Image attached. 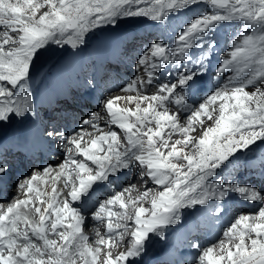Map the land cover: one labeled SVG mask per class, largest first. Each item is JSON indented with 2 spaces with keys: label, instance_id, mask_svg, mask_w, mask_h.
Returning a JSON list of instances; mask_svg holds the SVG:
<instances>
[{
  "label": "snow or ice",
  "instance_id": "1",
  "mask_svg": "<svg viewBox=\"0 0 264 264\" xmlns=\"http://www.w3.org/2000/svg\"><path fill=\"white\" fill-rule=\"evenodd\" d=\"M200 5L208 10L174 24ZM131 18L170 30L171 43L159 38L138 57L146 79L121 89L135 95L104 102L107 131L100 113L82 121L92 131H47L63 162L33 170L17 181L23 198L0 202V264H140L152 237L165 239L185 210L210 216L233 195L255 211L234 216L210 246L194 244V264H264V189L223 179L241 154L264 143V0H0V125L34 114L27 82L50 45L75 50L90 33ZM233 22L244 31L216 69L232 75L198 105L186 102L204 69L191 51L214 47L210 36ZM204 118L212 123L205 127ZM137 166L135 181L108 191L113 178ZM8 171L0 162V179ZM89 210L92 243L84 234Z\"/></svg>",
  "mask_w": 264,
  "mask_h": 264
},
{
  "label": "rangeland",
  "instance_id": "2",
  "mask_svg": "<svg viewBox=\"0 0 264 264\" xmlns=\"http://www.w3.org/2000/svg\"><path fill=\"white\" fill-rule=\"evenodd\" d=\"M208 9L206 8V6H204V5H200V6H197V7H195L193 10H191V11H187L188 12V17L185 19V20H187V19H189V18H191V17H193V16H195V15H197L198 13H201V12H204V11H207ZM145 22H150V21H147V20H144L143 18H131V19H123V20H121L120 22H119V24H118V26L117 27H115V28H113V27H106V28H102V29H98V30H96L94 33H90L89 34V36H88V38L90 39H92V38H94L95 36H97V35H99V36H102L104 33H101L102 31L103 32H118V31H121V30H123V29H131V28H135L136 26H138V25H141V24H144ZM239 26L241 25L240 23L238 24ZM238 26V29H237V33L235 34V37H239L240 36V34L242 33V29L240 28ZM130 32H132L134 35H137L138 36V39H136V40H142V38L144 37V29L142 28V27H137L136 29H134V30H132V31H130ZM124 34H125V32H124ZM123 35V34H122ZM92 36V37H91ZM98 36V37H99ZM98 37H96V39L98 38ZM171 37H172V32L169 30V31H167L166 32V34L165 35H163L162 36V38H163V40L166 42V43H171ZM87 38V39H88ZM149 37H147V38H143V41H144V45L143 46H141L140 47V55H142L143 54V52H144V50H145V48L151 43V42H153V41H156V39H148ZM95 39V40H96ZM88 41V40H87ZM131 41H133V40H131ZM139 42H141V41H139ZM232 46H230L229 48H226V51L225 52H223V53H221V57H222V59H224L225 57H226V53L230 50V48H231ZM63 50H69V51H71L72 50V48L70 47V46H56V45H50L49 46V48H48V50L45 52V54L44 55H42L34 64H33V66H32V69H31V74L33 73H37V64L39 65L40 64V62H42L43 61V59H45L46 57H48V56H53L54 54L53 53H58V52H62ZM69 51H68V55H69ZM199 55H200V51H199V49H193L192 51H191V56H192V60L193 61H196L198 58H199ZM70 56V55H69ZM105 56H108V55H105ZM99 58V57H98ZM137 61V60H136ZM99 63L101 64V67L103 66V64H102V62L101 61H99ZM96 64H97V62H96ZM136 65V62L134 63V66ZM134 66H131V72L134 74V79H137L138 77H140V78H145L146 79V76L144 75V73H143V70L142 69H140V70H138V73H137V71H136V68H137V65L135 66V69H134ZM133 67V68H132ZM113 69H115V68H113ZM138 69V68H137ZM136 73V74H135ZM165 78V75L164 74H161V80H163ZM36 79V76H34L33 77V80H35ZM221 87V86H220ZM146 88H149V87H146ZM153 88V87H152ZM151 88V89H152ZM29 89V88H28ZM216 90V89H215ZM215 90H213V91H215ZM253 89L251 88V87H249L248 88V91L249 92H251ZM113 91H115V92H123V91H121L120 89H118V90H113ZM154 92V91H153ZM152 92V93H153ZM212 91H210V92H207V93H203V95H200L199 96V101L198 102H196L195 104L196 105H198V103L206 96V95H208V94H210ZM123 93H125V92H123ZM111 94V93H110ZM109 94V95H110ZM130 94H134L135 95V93H130ZM146 94H151V92H148L147 91V93ZM108 95V96H109ZM108 96H106L105 97V99L102 101V103H101V105H103V103H104V101L107 99V97ZM101 107V106H100ZM104 116L106 117V114H105V111H104ZM107 118V117H106ZM205 119V127L206 126H209L212 122L211 121H207V119L206 118H204ZM99 124L101 125V126H103L104 127V130L106 131V130H108L107 128H108V126H106L107 125V123H102L101 122V119L99 120ZM181 124H186V120L184 119V116H183V114H182V116H181ZM106 126V127H105ZM197 127V129H198V131L196 132V133H193L192 135H194V136H199L200 135V131H199V128H200V126L199 125H197L196 126ZM80 131V130H79ZM117 131L119 132V130L117 129ZM72 135L74 134L73 132L71 133ZM70 134V135H71ZM121 135H123L122 133H121ZM175 138H178V137H175L174 136V139ZM33 168V166H30V167H28V169H27V171L26 172H24V173H22L21 172V174L20 175H18L17 176V179H21L20 177H22L23 175V177H25V176H30L31 174H32V172H33V170H35V169H37V168H35V169H32ZM235 173H237V174H241V173H243V172H235ZM135 175L132 177V178H130V179H128V181L126 182V184H128L130 181H134L135 180ZM16 184H17V182H16ZM14 186H16V185H14ZM125 186V185H124ZM137 187L139 188V184H137ZM149 187H155L154 185H152L150 182H149ZM123 188V187H122ZM122 188H120V189H122ZM9 196H11V195H9ZM14 195H12V197H13ZM241 202L243 203V200H241ZM245 202V201H244ZM248 203V202H247ZM233 207H235V206H232L231 208H233ZM255 209H256V205H255V207H253V208H251V209H248V208H243L241 211H235L234 213H232V216H231V218H230V221L233 219V217L234 216H236V215H238L239 213H241V212H245V213H249V214H251V213H253L254 211H255ZM88 218L91 220V212L88 214ZM92 225H94V224H92V223H89L88 225H86V227L87 228H89L90 226H92ZM198 225H199V229L200 230H206V227L205 226H203V225H201L200 223H198ZM228 226V225H227ZM103 230H105L104 229V227H102L101 229H100V231H101V233H104V231ZM95 237V236H94ZM91 239H93V238H91ZM218 240V239H217ZM217 240H215V241H213V242H211V243H209L208 245H206L205 247H208V246H210L211 244H213V243H215V242H217ZM90 242H92V241H90ZM204 248V247H203ZM203 248H201V250L203 249ZM115 251V250H114ZM190 255H191V259L186 263V264H194V261H195V259H196V257L198 256V252L196 253V252H190Z\"/></svg>",
  "mask_w": 264,
  "mask_h": 264
},
{
  "label": "bare ground",
  "instance_id": "3",
  "mask_svg": "<svg viewBox=\"0 0 264 264\" xmlns=\"http://www.w3.org/2000/svg\"><path fill=\"white\" fill-rule=\"evenodd\" d=\"M63 52L64 51H62V52H60L59 53V55H62L63 54ZM66 53V52H65ZM53 54H57V53H53ZM44 60V59H43ZM99 61H100V59L99 58H97V67H99V68H102L101 67V64L99 63ZM41 63V62H40ZM113 71H117L116 69H113ZM136 71H137V73H138V69L136 68ZM101 74V76H103L102 75V72H100V71H98L97 72V74ZM34 77V76H33ZM107 77V79H108V81L107 82H112V79L110 78V76H106ZM103 79H104V77H102ZM113 83V82H112ZM29 84H30V81H28L27 82V87L29 86ZM104 86H107V83H105L104 84ZM111 93V94H110ZM110 94V95H109ZM152 94V93H151ZM109 95V96H108ZM127 95H134V94H130V93H123V92H115V91H111V92H108L107 93V99H109V98H112V97H115V96H127ZM106 99V100H107ZM105 100V101H106ZM104 101V102H105ZM121 106H125V107H134V104L133 105H129V104H127V102L126 101H120V102H118ZM104 104V103H103ZM101 106V107H100ZM76 109L75 108H71V112L72 113H76ZM78 111H80V110H78ZM81 112V111H80ZM93 112V111H92ZM77 113H79V112H77ZM96 113H100V115H101V122L102 123H106V121H107V118L104 116V108H103V105H100L99 104V106H98V109H97V111H96ZM50 115L49 116H47V117H45V116H43L44 118H46L47 119V121L49 122V123H52L54 126H55V129H58L60 132H62L61 130H60V128L58 127L59 126V121L57 120V115H60V113L59 112H50L49 113ZM83 120H85V118H83V119H81V120H79V123L80 122H82ZM74 123H76V121H74L73 122V124ZM78 123V122H77ZM99 123V122H98ZM107 126V125H106ZM105 126V127H106ZM78 128H84L86 131H92L90 128H85V127H83V126H80V127H78ZM104 128V127H103ZM76 129L77 128H74V129H72L71 131H73V133H75V132H78L79 130L77 129V131H76ZM47 132V131H46ZM46 132H44V133H46ZM72 132H70V131H64V134L65 135H68V136H71L72 134H71ZM71 134V135H70ZM48 137V136H47ZM49 138V137H48ZM85 139H89V137H85ZM55 144V143H54ZM55 148L57 149V150H59V153L58 154H56L55 156H54V158H55V161L54 162H52L51 161V159H47L46 160V163L44 164V165H42V166H36V165H33L32 163H29L28 165H22V173H24V172H26L27 171V169H28V167H30V166H33V168L32 169H35V168H37V169H35V170H39V169H42L43 167H51V168H54V167H58V165L60 164V163H62L63 162V158H64V152H63V150L62 149H60V148H57L56 147V144H55ZM63 153V154H62ZM51 158V157H50ZM77 159H82V157H77ZM21 163V162H20ZM10 163H7L6 165H9ZM17 169H13V170H11V169H9V171H8V176L10 177V179H9V181L6 183V191L7 192H9V195H11V196H9L7 199H4V200H0V202H10L11 201V199L13 198V197H17V198H23V196H22V194L21 193H19L18 192V190H17V188H16V186H14V185H16V182L19 180V179H17V173H20L21 174V172L20 171H16ZM24 176V175H23ZM23 176L22 177H20V178H23ZM31 176V175H30ZM119 182H120V184H119V186L117 187V189L118 188H122V187H124V185L126 186L127 184L126 183H123L122 181H120V180H118ZM128 181V180H127ZM135 181V180H134ZM49 187H50V185H49ZM137 193L136 192H133V195H136ZM12 195H14L13 197H12ZM188 212H194L195 210H187ZM197 213H199L198 211H197ZM188 214H190V213H187L186 211H185V213H184V215L186 216V215H188ZM89 223H92V224H95L96 222L95 221H93L92 220V218H91V220L89 219V218H87V220H86V223H85V225H84V234L85 235H87L89 238H90V241H92V242H94L96 239H97V237H96V235H95V232H96V229L93 227V225L92 226H90L89 228H87L86 227V225H88ZM103 227V225H100L99 226V228L101 229ZM103 234V233H102ZM95 236V237H94ZM91 238H93V239H91ZM153 237H152V241H151V245H153ZM89 241V242H90ZM92 242H90V243H92ZM115 251H118V250H115ZM191 259V255H190V253H187V254H180V255H177V256H174L173 258H172V260H171V263L172 264H186L189 260Z\"/></svg>",
  "mask_w": 264,
  "mask_h": 264
},
{
  "label": "clouds",
  "instance_id": "4",
  "mask_svg": "<svg viewBox=\"0 0 264 264\" xmlns=\"http://www.w3.org/2000/svg\"><path fill=\"white\" fill-rule=\"evenodd\" d=\"M52 162H54V161H52ZM127 180L125 181V183L127 182ZM185 211L187 213H193L192 211L191 212H188L187 210H185ZM185 211H184V213H185ZM90 212H91V210L88 211V214ZM183 216H184V214H183ZM179 227H181V225H179ZM103 231H105V230H103ZM222 232H223V230L219 234L215 235L212 239H208V240L197 239L195 242H198V244L200 246L199 250H201V248L205 247L209 243L217 240L222 235ZM199 250L197 248L194 249V250H191L187 246L185 251L182 252L181 254H187V253H190V252H196L197 253ZM147 254L150 255L149 258H148L149 261H150L149 264H172L171 263L172 258L170 260H168V261H162L166 257V249H165L164 243H162L160 240H158V241H154L153 240V245H151V244L148 245ZM148 259H146L144 257L142 260H140V264H146V260H148Z\"/></svg>",
  "mask_w": 264,
  "mask_h": 264
}]
</instances>
